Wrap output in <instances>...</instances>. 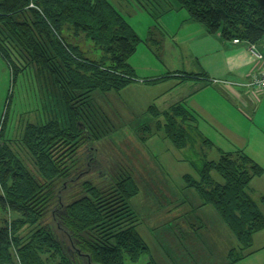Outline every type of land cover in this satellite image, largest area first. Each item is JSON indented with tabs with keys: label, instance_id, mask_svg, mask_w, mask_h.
I'll return each mask as SVG.
<instances>
[{
	"label": "trees",
	"instance_id": "obj_1",
	"mask_svg": "<svg viewBox=\"0 0 264 264\" xmlns=\"http://www.w3.org/2000/svg\"><path fill=\"white\" fill-rule=\"evenodd\" d=\"M134 1L146 12L175 9L173 0ZM175 1L208 33L262 49L264 13L254 0ZM0 31L9 44L32 49L37 62L52 60L50 69L66 79L70 91L64 88L60 98L61 117L26 123L16 150L0 141V205L16 213L0 226V264L137 260L148 247L133 224L136 213L129 200L139 189L130 173L104 170L106 176L97 180L79 175L86 163L94 166L95 160L96 165L97 157L86 156L82 145L112 132L102 125H107L108 115L96 106L93 94L119 90L137 80L127 60L141 38L108 0H0ZM73 38L90 40L102 51L101 57L81 56ZM148 111L159 117L162 139L178 149L194 143L199 132L183 103L163 111L150 105ZM139 129L144 141L149 127ZM201 141L207 148L212 145L209 139ZM190 164L197 177L184 179L198 194V207H212L242 251L251 247L254 234L264 229V213L249 184L264 174V168L240 151H221L217 159L204 155L200 163ZM228 257L231 262L238 258L233 259L232 250ZM147 264L158 263L150 259Z\"/></svg>",
	"mask_w": 264,
	"mask_h": 264
},
{
	"label": "rangeland",
	"instance_id": "obj_2",
	"mask_svg": "<svg viewBox=\"0 0 264 264\" xmlns=\"http://www.w3.org/2000/svg\"><path fill=\"white\" fill-rule=\"evenodd\" d=\"M108 1L141 38L136 51L127 60L137 80L119 90L112 89L105 93L96 90L93 94L96 106L108 115V121L105 119L107 125H102L109 127L112 132L106 139L82 145L86 156L96 154L97 157L94 166L91 165L92 161L85 162L87 166L83 165L79 177L97 180L106 176L104 170L106 173L116 172L117 175L129 172L136 182L139 191L129 201L136 213V221L133 223L135 230L146 243L148 251L143 252L135 261L126 257L124 264H147L150 259L158 264H170L167 257L168 245L181 243L182 237L187 251H183L181 260L172 258L174 264H211L210 256L207 255L202 242L204 245L214 243L217 245L216 254L224 252L225 255L236 241L234 237L227 238L222 235V229L213 216L215 214L216 218H220L212 207H198L200 198L194 188L186 186L184 176L197 177L191 161L200 163L204 155L207 159H217V152L213 148H207L201 139L222 142L225 139L223 137H226L222 133L225 129L231 138V149L247 156L261 155L262 158L255 156V159L264 165V155L256 149L257 144L264 142V113L260 116V124H254L253 116L245 112L252 104V113H255L258 107L264 110V103L261 104L264 96H250L238 88H232L228 84L221 86V83L217 82L213 89L216 92H225L227 97L242 108L243 115L227 103L226 106L218 104L213 99L221 101L216 93L212 96H206V91L195 93L191 103L201 106L202 110H199L200 114L192 115L196 130L201 136L196 135L194 143L175 148L167 139L158 135L159 117L153 116L148 107L153 105L159 111L166 110L170 104L182 103L180 99L185 95H191L189 87L198 88L191 83L174 86V82L162 80L168 78V74L174 80H180L179 76L183 74L204 78L200 75L204 73V69L212 72L215 67L216 55L213 53L223 59L224 65V55L231 51V45L220 39L218 34L208 33L202 24L193 21L187 11L178 8L175 0V9L167 13L158 10L146 12L134 0ZM4 35L6 34L0 31V141L5 140L4 142L16 150L18 137L26 123L39 124L55 115L61 117L60 98L64 94V88L68 91L69 85L66 84V79L57 77L50 69L54 67L52 60L37 62L32 49L11 45ZM72 40L79 45L81 56L89 59L101 57L102 51L93 46L90 40ZM247 50L251 54L248 48ZM161 75L162 79L159 81H144ZM229 91H234V95ZM240 114L248 123L239 120ZM212 118H215L219 125L214 123ZM144 124L148 125L149 131L143 141L139 128ZM251 185L255 198L264 196V174L254 177ZM183 206L186 208V222L197 221L201 226H182L180 222L183 220H179L178 214ZM15 215L16 213L4 210L0 205V226L4 218ZM220 222L223 224L221 220ZM188 241L195 244V247L190 248ZM249 250L243 252L239 248L233 249V259L241 258ZM170 252L173 256L174 251ZM249 261L238 264H247Z\"/></svg>",
	"mask_w": 264,
	"mask_h": 264
},
{
	"label": "crops",
	"instance_id": "obj_3",
	"mask_svg": "<svg viewBox=\"0 0 264 264\" xmlns=\"http://www.w3.org/2000/svg\"><path fill=\"white\" fill-rule=\"evenodd\" d=\"M220 39H222V38H220ZM223 41H225V42H227V43H229L231 45L230 46L231 51L229 53H227L226 55H224V65H222L223 59L221 57H219L216 53H213L214 55H216L215 67H213L212 72L208 71L207 69L206 70L204 69V71H203L204 73L200 74L201 76H204V78L190 77V78H183V79L181 78L180 80H174L172 78V76H167L168 78H165V80H162V81H166V82H169V83H170V81L174 82V86L179 85V84L183 85L185 83H191L192 86H197L198 89H192V88L189 87V90L191 91V95H185L184 97H182L180 99V101H182V103L185 105V107L192 114L193 113L200 114L201 111H199V110H202L201 106L198 107L194 103L193 104L191 103V100L193 98L192 96L195 93L198 94L201 91H206L207 92L206 96H212L214 93H216L218 96H220L219 99L221 101H219L216 98H213V99L216 102H218V104H220L221 106H226V103H227V104H229L230 106L233 107L232 109L236 108L235 110L237 112L240 111L242 113V111H243L242 108H240L238 106V104L233 99L227 97L228 95L225 92H223L222 90H221V92H220V90L218 92H216V90L213 89V87L217 86V84H218L217 82L218 81H226V82H230V83L247 82V80H248V72L254 66L255 58L253 57L252 54H250L248 52L245 42L235 43L233 41H228V40H223ZM211 59H212V56H211ZM223 66H224V68H223ZM221 67L224 69V72H223V69H221ZM223 76H230L231 78H227V77H223ZM159 77H162V75L158 76V77H154V78H159ZM140 78H144L145 79L146 77H140ZM154 78H152V79H154ZM206 89H210V90L207 91ZM263 103H264V97L262 98V103L261 104H263ZM170 106H171V104L168 107H170ZM247 110H248V113L250 112L249 115L253 116L252 117V122H255L254 124H257V123L260 124V120H261L260 116L263 115L264 110H261V108L258 107L257 111L255 113H252L250 111L251 110V105L248 107V109H246L245 112H247ZM245 115H246V113H245ZM238 118H239V120H241L243 122L245 121L246 123H248L242 115L240 117H238ZM212 120L214 121V123H216L215 118H212ZM216 124L219 125V123H216ZM250 125H252V124L250 123ZM223 127L224 126H222V128ZM224 129H225V127H224ZM222 133H224L225 136H226V137H223V138H225L224 141L219 142V141L213 140V139L210 140L211 144H212L210 148H213L217 152L218 156H219V153L221 151H223V152L234 151L233 149L230 148L231 143H230L229 140L231 138H229V136L227 135L228 134L227 130L225 129L224 132H222ZM221 136H223V135L221 134ZM223 143H226L227 145H224ZM256 149H257V151H261V154L264 155V142H262L260 144H257L256 145ZM249 156L252 159H254L255 161H257L259 164H261V166L264 168V165L262 163H260L258 160L255 159V156H258L259 158H262L261 155H258V154L250 155L249 154ZM259 177H261V176H259ZM251 181H250V184H249L250 193H251L253 199L259 203V205L261 207V211L264 213V200H263L264 196H260V197L257 196V198L254 197V190L252 188ZM194 207H196V206H194ZM203 207H210V206H203ZM190 208H192V206H190ZM207 211L210 213V215H212V213L208 209H207ZM212 212H213V210H212ZM213 217H214L215 221H217L216 223L222 229V235H224L227 238L234 237L233 234L224 226V224H221L220 219L216 218L215 214H214ZM178 218H179V220H180V218L183 220V222H180V223L182 224V226L184 228L187 225H189L192 228V227L196 226L197 224H199L197 221L188 220L186 222V219H185L186 218V208L184 206H183V208L181 210V213L178 214ZM197 220L201 221L200 218H197ZM180 223H178V225ZM183 233L185 235V232H183ZM183 239L184 238L182 237V240H180L181 243H178V244L176 243V245H174L175 243H170L168 245L167 257L170 260L169 261L170 264H174L172 258H177V259L181 260V258H182L181 254H183L184 252L187 251L186 247H184L185 246L184 243H182ZM233 239H235V238H233ZM235 241H236V239H235ZM189 244H191L190 248H194L195 247L194 246L195 244L193 245L192 243H189V241H188V246H189ZM202 244H203V247H205L207 255L210 256L211 264H238V263H241L243 261H249L248 259H253V260H250L249 262H247V264L254 263V262L256 264H264V229L254 234L252 245H251V247L247 248L248 250L252 248V250L251 251L249 250V252L246 253V254L243 253L244 255L241 258L238 257L236 261H232V262L230 261V258L228 257L229 256V252L231 250H233V249H238V248L240 249L241 248V246L238 244L237 241H236V244H233L232 248L230 249V251L227 252V254H225V255H224V252H222L221 254H216L217 245H215L212 242L210 243V245H204L203 242H202ZM171 250L174 251L173 256H171V252H170ZM196 256H197V254H196ZM204 256H206V255H204Z\"/></svg>",
	"mask_w": 264,
	"mask_h": 264
},
{
	"label": "built area",
	"instance_id": "obj_4",
	"mask_svg": "<svg viewBox=\"0 0 264 264\" xmlns=\"http://www.w3.org/2000/svg\"><path fill=\"white\" fill-rule=\"evenodd\" d=\"M233 42L237 43L239 40L234 39ZM261 46L262 49L259 50L256 48V45L247 44L249 51L255 58V64L251 68V72L248 73L247 82L238 84L218 81V83H221V86L228 84L232 88H238L239 90L245 91L246 94L250 96H259L261 94L264 96V39ZM229 93L234 95L235 92L229 91Z\"/></svg>",
	"mask_w": 264,
	"mask_h": 264
},
{
	"label": "water",
	"instance_id": "obj_5",
	"mask_svg": "<svg viewBox=\"0 0 264 264\" xmlns=\"http://www.w3.org/2000/svg\"><path fill=\"white\" fill-rule=\"evenodd\" d=\"M256 2V4L258 5V7L262 10V12L264 13V0H254Z\"/></svg>",
	"mask_w": 264,
	"mask_h": 264
}]
</instances>
